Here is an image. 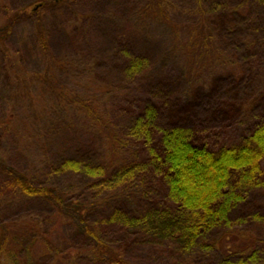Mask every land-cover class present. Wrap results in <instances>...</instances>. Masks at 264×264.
<instances>
[{
	"label": "trees",
	"instance_id": "16d2710c",
	"mask_svg": "<svg viewBox=\"0 0 264 264\" xmlns=\"http://www.w3.org/2000/svg\"><path fill=\"white\" fill-rule=\"evenodd\" d=\"M156 1L152 7L167 17L162 1ZM48 2L60 0L41 3ZM124 5L119 11L133 17L136 9ZM217 7L220 9L210 18L205 9L200 14L203 29L201 33L193 32L188 44L193 58L188 57L184 66L157 63L144 54V47L126 48L124 45L122 70L128 80L118 86L97 72L93 73L92 84L85 80L84 87L78 90L63 80L59 83L58 73L64 75L70 71L75 64L73 60L70 63L54 58L53 64H47L43 72L36 74V79L29 77L27 71L22 76L21 70L10 65L7 76L15 77L7 79L11 85H19L17 80L23 79L28 88L35 80L42 87L36 95L26 89L28 97H25L31 101L30 106H35L25 115L26 121L11 110L7 121L4 118L0 124L4 121L15 125L16 129L25 124L28 129L21 131V135L28 138L22 145L28 150L36 139L32 134L36 130L35 122L40 123L38 128L43 127L45 138L69 134L84 138V133L80 132L90 129L95 141L78 145V154L65 159L51 172L85 173L88 188L107 187L108 190L100 194L91 191L95 195L87 200L78 198L65 191L62 182L54 186L40 184V180L36 182L34 175L41 163L46 169L52 166L46 163L48 158H33L27 171L8 167L0 161V173L11 182L9 200L19 196L41 199L50 211L42 215L29 213L11 223H0V264H32L28 261L33 254L31 244L39 236L45 240L42 255L57 252L60 247L55 248L52 235L67 226L91 241L87 252L92 263L138 264L125 255V247L130 243L109 242L97 222L85 219L88 211L108 203L116 206L112 221L127 225L131 236L145 231L168 251L176 248L178 255L186 253L188 256L200 248L212 252L213 258L208 264H259L262 261L264 247L256 244L264 245V234L252 225L264 221V202H261L263 206L259 202L253 204L251 190L264 189V92L252 98L254 100L248 97L245 101L239 93L246 92L249 86V82H242L243 73L253 75L252 66L264 61V0H221ZM36 9L37 6L31 5L9 14L0 13V45H6L15 21ZM239 19L243 25L238 24ZM141 22L143 25L145 20ZM40 39L47 48L43 35ZM122 42L120 40L119 44ZM141 43L144 44L143 39ZM222 59L232 69L227 70V75L213 76L207 92L197 89L187 94L188 88L181 92L178 86L192 82L204 65H216ZM247 63H250L248 68ZM156 69L159 70L155 72ZM80 75L87 73L82 71ZM241 84L243 87L238 89ZM226 85L237 93L234 90L233 95L227 97ZM115 90L117 94L113 95ZM185 94L190 97L186 98ZM256 104L259 106L256 121L228 142L232 129L229 127L247 114L246 108L253 111ZM162 117L166 120L161 121ZM112 119L124 122L114 125ZM223 133H228L227 142L220 143L217 135ZM95 152L102 153L103 161L91 163L90 155ZM156 181L165 192L160 199L161 207L140 215L128 213L127 199L138 194L142 186L151 189ZM2 201L6 199H0V205ZM61 254L57 258L66 262ZM183 260V264H192L189 259Z\"/></svg>",
	"mask_w": 264,
	"mask_h": 264
},
{
	"label": "rangeland",
	"instance_id": "374dc122",
	"mask_svg": "<svg viewBox=\"0 0 264 264\" xmlns=\"http://www.w3.org/2000/svg\"><path fill=\"white\" fill-rule=\"evenodd\" d=\"M160 1L163 3V11L167 14V17L159 14V10H156L155 6L152 7V3L157 2L156 0H60V2L56 3H41L43 0H0V13L2 15L9 14L13 10H18L25 6L34 5L38 7L31 14L21 16L19 20H16L9 33L10 35L6 38V45H0V120L6 118L5 120L7 121V115L12 110L18 113L23 121H26L25 118L27 117L25 115L29 114L33 106L29 104L31 101L27 98L28 92H26V89H31L30 92L36 95L40 91L39 87L40 89L42 87L39 86L38 80H35L31 84V88H28L23 83V79L17 80L20 83L19 85H11L7 79L12 80L15 77L9 78L7 73H9L8 70L12 64L13 67L21 70L22 76L27 71L29 77L36 79V74L39 75V73L43 72L47 64H53L52 60L54 58L66 59L70 63L73 60L75 62L74 66L67 73L64 72V75L59 72L57 80L59 83L63 80L77 90L80 86L84 87L83 84H86V81L92 84L94 82L93 73L95 72L100 76L112 79L117 86L123 84L126 78L128 80L126 73L122 70L123 60L121 51L124 45L126 48L134 46L144 47V54L154 59L157 63L163 61L168 64L186 65L188 57L191 58L190 56H192L193 58V53H190L188 47L190 40L193 39V32L201 33L203 29V24L199 20L200 14L205 9L208 17H212L220 9L217 5L221 0ZM229 4V6H232V3L229 2ZM123 5L134 7L136 9L134 11L135 15L133 14V17L123 15L119 11L123 8ZM1 6L5 7V9L3 10ZM170 15H172V18ZM237 18L235 16V20ZM0 20H2L1 17ZM141 20H145L143 25L141 24ZM239 22L243 25L240 19L238 24ZM125 29H128V31ZM41 35L44 37L47 48L43 46V41L40 39ZM142 39L144 40V44L141 43ZM120 40L123 41L120 43L122 45L119 44ZM7 50L9 54H7ZM10 55L12 59L9 58ZM11 60L13 63H11ZM254 61H257V59ZM249 65L250 63L247 68ZM203 67L196 74L192 82L189 84L184 82V84L178 86L181 92L185 88H188L187 94L195 92L197 89L201 93L207 92L206 90H208V87L213 82V76L227 75V70L232 69V66L227 64L223 59L216 62V65H204ZM158 70L156 69L155 72ZM82 71L83 73H87V75L78 76ZM252 72L254 73L250 76L243 73L242 82H249L246 92L241 91L239 93L241 98L245 97L244 101L248 97H251L250 100H254V97H258L264 92V61L256 62L252 66ZM86 76L87 78H85ZM238 77L241 76L238 75ZM251 85L255 86L251 87ZM242 87L243 84L237 88ZM234 90L231 89L230 85L224 87L227 97L232 96ZM236 93L237 91L235 90ZM116 94L115 90L113 95ZM187 97L190 96L187 95ZM33 108L35 109V106ZM258 110L259 106L257 104L253 111L246 108L247 114L240 116V119L237 118L234 125L229 127L232 129L230 130L228 142L237 138L239 132L244 128H248V125L252 126L251 124L256 121ZM160 120L164 121L166 118L162 117ZM112 121L114 125L124 122L120 119H112ZM240 121L242 122L241 124ZM39 124L35 122L34 128L36 130L32 134L36 135V139H33V146L28 150L22 145L28 137L21 135V131L28 129L27 126L23 124L21 128L16 129L15 125H7L4 121L3 123L1 122L0 161L8 167L27 171L29 163L33 158L37 160L38 158H41V160L48 158L46 163H51L52 166L46 169L44 164L41 163L35 173L36 176L34 175L36 182L38 183V180H40V184L49 186L62 182L63 189L71 195H76L78 198L80 196V198L87 200L92 198L95 193L100 194L108 190L107 187L88 188L90 184L87 185L88 180L85 179V173L51 172V169L59 168L65 159L78 154V145L81 143L89 144L91 140L92 142L95 141L93 133L88 127H86L88 130L80 132L84 133V138L82 135H73V133V137H70L71 135L69 134L68 136L63 135L64 138L62 135H59L60 137L49 135L45 138L43 137L44 129L43 127L38 128ZM227 134L223 133L222 136L217 135L221 139V141L219 139L218 141L220 143L227 142ZM212 139L216 138L213 137ZM35 150L37 151L36 153ZM90 157H92L91 163L94 164L103 161L101 152H95ZM84 181L86 184L85 188ZM146 188L142 186L140 192H137L138 194H135V196L132 194L127 199L129 205L126 203L125 209L128 213L140 215L144 211L161 207L160 199L165 196L164 187L160 182L156 181L151 189ZM10 191V180L3 173H0V199H6V202L2 201L0 205V223H11V221L22 218L29 213L42 215L50 212L46 206L47 204L41 199L29 200L19 196L9 200L8 195L11 193ZM252 193H254L251 197L253 204L255 202H259L260 204L264 202V189L260 191L253 189L251 190ZM261 206L263 205L261 204ZM115 208L116 206L112 205V203L100 205V207L90 210V212L88 211L85 219L87 222H97L101 229L100 231L109 242L116 244L119 242L130 243L125 247V255L134 263L183 264L181 262L183 259H189L191 260L189 262L192 264H208L209 259L212 260V252L204 251V249L200 248L188 256H185L187 255L186 253H183L185 255H178L180 252H177L178 250L174 247L173 250L168 251L156 239H152L147 232L142 230L131 236L130 228L127 225L120 223V221H112L111 216ZM252 227L258 229L259 233L263 232L264 234V221L253 223ZM64 229V231L58 230L52 235V239L56 243L55 248L60 247V250H57V252L50 251L42 255L41 252L44 250L45 240L43 236L37 237V240L31 244L33 254L29 256L31 257L28 259L29 263L95 264L90 261L87 252L91 241L86 239L82 233L76 231L75 228H72V226H67ZM256 245L260 248L264 247L261 244ZM61 253L67 254L62 255ZM22 254L23 251L21 252ZM40 254L42 255L41 257ZM60 254L66 262L57 258ZM170 259L174 261L171 262ZM259 264H264V255H262V261Z\"/></svg>",
	"mask_w": 264,
	"mask_h": 264
}]
</instances>
